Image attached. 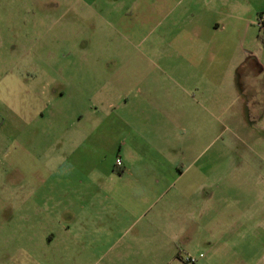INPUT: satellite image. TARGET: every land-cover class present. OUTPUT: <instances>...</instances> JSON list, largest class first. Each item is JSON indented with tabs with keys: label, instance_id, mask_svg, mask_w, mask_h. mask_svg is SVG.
Returning <instances> with one entry per match:
<instances>
[{
	"label": "rangeland",
	"instance_id": "1",
	"mask_svg": "<svg viewBox=\"0 0 264 264\" xmlns=\"http://www.w3.org/2000/svg\"><path fill=\"white\" fill-rule=\"evenodd\" d=\"M0 264H264V0H0Z\"/></svg>",
	"mask_w": 264,
	"mask_h": 264
},
{
	"label": "crops",
	"instance_id": "2",
	"mask_svg": "<svg viewBox=\"0 0 264 264\" xmlns=\"http://www.w3.org/2000/svg\"><path fill=\"white\" fill-rule=\"evenodd\" d=\"M124 104H127V99L125 100ZM128 128L130 129L131 131L130 133L134 136V138H136V141L138 143H141L143 141L146 142V136H144L142 130L135 131L130 127ZM121 149L122 148H120V150L118 151L119 155L117 156V159L121 160L122 165L120 167L118 166L116 167L121 168L123 172L122 174H108V176L114 178L116 180V183L120 182L121 184V181H125V182L127 181V187L125 189V193L127 192L128 189V194L130 195L139 194L140 196H148L151 194L155 196L152 201H147V200L144 201L143 202L144 205L151 206V203L155 204L157 200H164L163 196L165 192L167 190L172 189L174 184H177L184 175V174H176L174 177L173 174H144L145 171L149 173V169H150L149 163H147L145 160H141L138 158L133 160V158H131V156L129 155L128 150L124 151ZM151 169L154 170L153 167ZM132 172H137V174H132ZM98 175L101 176V174ZM92 176H96V174H93ZM200 186L201 187L195 189L196 191H194V193L195 192L196 193L200 192L201 194L203 193L202 197L204 201H206L212 195L207 191L209 188L206 186V184ZM180 191H182V189H180ZM88 192L91 193L90 191ZM85 193L86 191H84V194ZM94 194L96 193H93V195ZM182 194L185 193L181 192V195ZM190 221L192 222L193 220L191 219ZM182 230L185 231V229Z\"/></svg>",
	"mask_w": 264,
	"mask_h": 264
},
{
	"label": "built area",
	"instance_id": "3",
	"mask_svg": "<svg viewBox=\"0 0 264 264\" xmlns=\"http://www.w3.org/2000/svg\"><path fill=\"white\" fill-rule=\"evenodd\" d=\"M121 165H122L121 160L120 159H117L116 160V166L120 167ZM187 261L188 262H191V263L195 262L194 259H188Z\"/></svg>",
	"mask_w": 264,
	"mask_h": 264
},
{
	"label": "trees",
	"instance_id": "4",
	"mask_svg": "<svg viewBox=\"0 0 264 264\" xmlns=\"http://www.w3.org/2000/svg\"><path fill=\"white\" fill-rule=\"evenodd\" d=\"M123 170L121 168L117 169V173L122 174Z\"/></svg>",
	"mask_w": 264,
	"mask_h": 264
}]
</instances>
